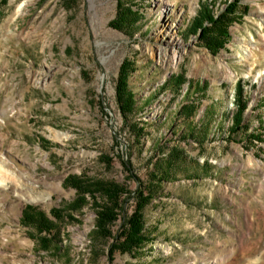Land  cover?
<instances>
[{"label":"rangeland","instance_id":"obj_1","mask_svg":"<svg viewBox=\"0 0 264 264\" xmlns=\"http://www.w3.org/2000/svg\"><path fill=\"white\" fill-rule=\"evenodd\" d=\"M206 2L0 0V264H264V0L212 50L187 30ZM138 192L145 242L109 256Z\"/></svg>","mask_w":264,"mask_h":264},{"label":"trees","instance_id":"obj_2","mask_svg":"<svg viewBox=\"0 0 264 264\" xmlns=\"http://www.w3.org/2000/svg\"><path fill=\"white\" fill-rule=\"evenodd\" d=\"M207 1L208 2L200 7L199 11L188 25L187 30L188 33L192 36L198 35L199 40L204 41L208 45L207 48L212 50V45H214L216 39L211 37V31H221L222 26L227 22L228 18L234 14V8L236 7V4H238L239 0H223V5L225 6V8L220 12L218 6L216 7L215 4V2H218V0ZM131 13V11L123 9L120 5L118 17L111 23V25H115L119 29L120 27L116 24L120 20L122 21V18L126 19V15ZM222 34H224L223 31ZM125 65L126 64L124 63L119 75L117 98L121 109L123 110L124 108L123 112L126 113L132 110L133 105L131 95H126V73H124ZM234 102L236 103L237 107L235 113H233L231 117L232 122L229 133L244 128L243 113L246 110L247 103L243 98L242 84L240 83V81H238L236 84ZM134 196H137V203L134 211L129 217L124 218L122 226L123 230L114 238V243L110 246L109 249V256H111L112 253L116 250L120 252H129L133 249L137 250L145 242L143 236L144 220L142 210L149 200L147 197H143L142 192L135 193ZM120 210H122V206L120 207ZM97 218L99 219L98 227L103 224L104 229L105 225L113 221L114 215L112 211L102 209V211L98 212ZM22 221L25 224L35 226L39 230V232L50 233L53 229V224L49 220H47V218H45L42 213H28L27 209L22 213Z\"/></svg>","mask_w":264,"mask_h":264},{"label":"bare ground","instance_id":"obj_3","mask_svg":"<svg viewBox=\"0 0 264 264\" xmlns=\"http://www.w3.org/2000/svg\"><path fill=\"white\" fill-rule=\"evenodd\" d=\"M20 10H21V6H19V7H18V9H17V12L15 13V15H17V14H18V12H19ZM15 15H14V16H15ZM176 57H177V56H176V55H174L173 59L175 60V59H176Z\"/></svg>","mask_w":264,"mask_h":264}]
</instances>
